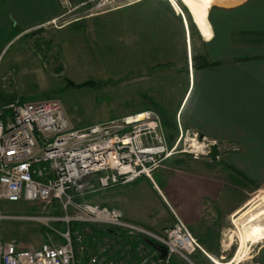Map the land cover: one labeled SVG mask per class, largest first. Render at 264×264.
I'll use <instances>...</instances> for the list:
<instances>
[{
  "label": "crops",
  "instance_id": "crops-1",
  "mask_svg": "<svg viewBox=\"0 0 264 264\" xmlns=\"http://www.w3.org/2000/svg\"><path fill=\"white\" fill-rule=\"evenodd\" d=\"M72 1L80 5L89 3ZM145 1L123 9L143 6ZM156 9L161 12H153ZM150 10L141 14V20L151 23V33L138 38L148 54L144 56L147 66H141L135 81L140 84V92L149 93L151 100L128 114L150 109L159 112L170 145L173 142L166 123H174L179 131L195 132L201 138L216 141L219 146L222 143L225 149L219 147L218 158L207 153L199 157L206 160V165L217 167L219 175L209 174L206 166L202 171L186 168L188 160H198L192 154L174 155L165 161L164 167L154 170L151 178L140 176L130 183L90 194L88 200L116 209L126 219L156 232L172 226L177 215L206 249L218 255V244L214 245L217 239L211 231L199 233L197 223L204 217L221 216L222 203H229L221 200L224 185L264 183V0H216L208 14L212 38L207 40L196 26L194 62L187 17L158 2L145 11ZM61 13L59 0H0V55L16 37V27L24 34ZM154 21L166 29L160 31ZM215 61L220 63L205 64ZM220 173H225L230 182ZM141 186L147 187V206L152 194L154 203L170 213L171 221L160 228L147 222L154 218L148 215L147 220L142 213L145 200L137 191ZM242 201L230 203L233 214L243 207ZM259 259L264 264V248L259 251Z\"/></svg>",
  "mask_w": 264,
  "mask_h": 264
},
{
  "label": "built area",
  "instance_id": "built-area-1",
  "mask_svg": "<svg viewBox=\"0 0 264 264\" xmlns=\"http://www.w3.org/2000/svg\"><path fill=\"white\" fill-rule=\"evenodd\" d=\"M137 1L89 0L95 10ZM189 135L181 130L170 145L161 115L152 109L77 128L58 100L17 98L0 105V202L25 200L59 211L45 218L55 222L49 229L58 240L24 247L0 237V264H198L196 252L211 257L177 215L173 226L157 233L86 198L143 175L151 178L177 152L198 156L217 143L194 133L200 151L180 148ZM84 166L90 169L80 176ZM5 217L0 208V220ZM149 241L164 246L166 256Z\"/></svg>",
  "mask_w": 264,
  "mask_h": 264
},
{
  "label": "rangeland",
  "instance_id": "rangeland-1",
  "mask_svg": "<svg viewBox=\"0 0 264 264\" xmlns=\"http://www.w3.org/2000/svg\"><path fill=\"white\" fill-rule=\"evenodd\" d=\"M215 1L208 0L206 3L202 0V4L209 10ZM59 2L61 14L47 19L44 24L31 27L24 34L19 33L20 35H16L1 53L0 92L5 97L14 96L15 99L23 97L28 101L58 100L65 106L77 128L108 121L133 112L138 106L140 108L141 104L149 102L151 98L149 93L143 95L140 92L141 87H137L140 84L135 81L137 72L140 71L141 66H147L146 61H148L144 57L148 55L147 51L142 50L143 43L141 40L138 41V38L147 32L151 33L152 27L148 20H141V14L151 12L145 10L152 8L156 2L164 7L170 5L181 16L187 17L188 29L192 36L194 62L196 55L194 49H197L195 39H198L196 34L198 31L196 26L191 25L192 16L181 0H176L179 8L171 0H146L143 6L103 10H95L92 2H84L80 5L71 0L69 6L61 0ZM153 12H161V10L156 9ZM157 24L160 31L166 29L157 21L153 22V25ZM192 54L189 59H192ZM90 80L94 81L95 85H84ZM69 82L77 86L69 85ZM7 102L1 100L0 105ZM188 133L190 134L188 140L184 136L180 148L192 147L200 151V148L197 149L196 140L191 139L195 132ZM179 136L180 131L173 143ZM220 146L225 149L222 143ZM181 154L188 153L177 152L174 155ZM202 155L197 156L192 153V156L198 160L191 158L185 167L202 171L206 166L209 174L219 175L215 170L217 167L208 166L206 160L199 158ZM165 161L158 168L164 167ZM217 165L225 167L223 164ZM171 166L175 169V165ZM220 174L227 183L230 182L225 177V173ZM156 179L159 180L157 177ZM137 191H141L139 196L145 200L142 213L147 220L148 215L154 218L147 221L149 224L160 228L171 221L170 213L154 203L152 194L149 199L150 205L147 206V187L141 186ZM220 193L222 201H229L226 204L222 203L221 216L204 217L202 222L197 223L199 233L211 231L214 239H217L214 240V245L218 244L219 253L214 255L201 244L212 258L198 251L192 255L193 260L198 264H220L217 261L222 264H233V261L241 256L242 259L238 264H261L259 251L264 248V233L256 241L248 237L244 245L242 238L248 226L253 224L264 226V183H248L245 186L224 185ZM237 199L244 200L243 207L233 214L230 203ZM172 204L176 207L173 201ZM41 206H43L41 203L32 204L25 200L17 202L2 200L1 212L8 217L0 220L1 242L15 239L25 247L40 245L49 239L58 240V235L49 229L55 222L45 219L53 215V210L49 208L43 210ZM249 210L248 214H243ZM139 220L143 221V219ZM44 227L49 230L45 231Z\"/></svg>",
  "mask_w": 264,
  "mask_h": 264
},
{
  "label": "bare ground",
  "instance_id": "bare-ground-1",
  "mask_svg": "<svg viewBox=\"0 0 264 264\" xmlns=\"http://www.w3.org/2000/svg\"><path fill=\"white\" fill-rule=\"evenodd\" d=\"M176 7L179 8V5L177 4L176 0H171ZM185 6L188 8L195 25L199 29L200 33L208 39L212 38L213 36V30L211 29V24L209 22V10L205 9L204 5L202 4V0H181ZM223 2V1H222ZM177 11V10H176ZM90 166H84L83 169L80 170L79 175L83 176L85 174V171L89 170ZM250 212H244L243 214L246 215ZM243 215V216H244ZM242 217V214H241ZM246 227V225H245ZM244 227V228H245ZM264 233V226L263 225H258V224H253L251 226H248V228L245 229V236H243L242 240V245L245 244V241L250 237V240L256 241ZM241 253V252H240ZM242 259L241 256H239L236 260L233 261V264H238ZM217 261V260H216ZM218 263L222 264L221 262L217 261Z\"/></svg>",
  "mask_w": 264,
  "mask_h": 264
},
{
  "label": "trees",
  "instance_id": "trees-1",
  "mask_svg": "<svg viewBox=\"0 0 264 264\" xmlns=\"http://www.w3.org/2000/svg\"><path fill=\"white\" fill-rule=\"evenodd\" d=\"M190 20L192 21V18L190 17ZM190 21V23H191V25L193 26H196L195 25V23H194V21H192L191 22ZM19 34V31L17 30V27H16V33H15V36L16 35H18ZM220 63V61H215V62H206L205 64L206 65H215V64H219ZM15 99V97L14 96H9V97H5L4 96V94H2L1 92H0V102H1V100H2V102H5V101H11V100H14ZM19 99H21V100H25V98H23V97H21V98H19ZM166 130H167V133H168V137H169V139L172 141V142H174V140L176 139V137L178 136V134H179V129H178V126L177 125H175L174 123H166ZM87 198V200H88V196L86 197ZM56 210H58V209H55V211L53 210V212H56V213H58L59 211H56ZM58 225L60 226V227H62L61 226V223H58ZM74 225V228L75 227H81V225H79V224H77V223H74L73 224ZM93 227H96L95 225H92ZM44 230L45 231H47V230H49L48 228H46V227H44Z\"/></svg>",
  "mask_w": 264,
  "mask_h": 264
},
{
  "label": "water",
  "instance_id": "water-1",
  "mask_svg": "<svg viewBox=\"0 0 264 264\" xmlns=\"http://www.w3.org/2000/svg\"><path fill=\"white\" fill-rule=\"evenodd\" d=\"M69 85H72V86H77L75 83L73 82H69ZM84 85H95V82L94 81H87L84 83ZM207 155L212 157L213 159H216L219 157L220 155V149H219V145L218 143H211L209 144V150L207 152ZM149 243L156 249L160 250L162 252V256H166V253H167V250L164 246L158 244V243H154L152 241H149Z\"/></svg>",
  "mask_w": 264,
  "mask_h": 264
},
{
  "label": "snow or ice",
  "instance_id": "snow-or-ice-1",
  "mask_svg": "<svg viewBox=\"0 0 264 264\" xmlns=\"http://www.w3.org/2000/svg\"><path fill=\"white\" fill-rule=\"evenodd\" d=\"M205 2L207 3V2H208V0H205Z\"/></svg>",
  "mask_w": 264,
  "mask_h": 264
}]
</instances>
